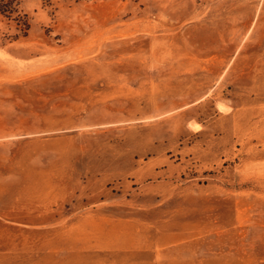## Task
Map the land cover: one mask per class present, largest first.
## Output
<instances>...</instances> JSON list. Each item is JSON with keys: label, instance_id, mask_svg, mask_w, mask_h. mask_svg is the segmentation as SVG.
<instances>
[{"label": "rangeland", "instance_id": "1", "mask_svg": "<svg viewBox=\"0 0 264 264\" xmlns=\"http://www.w3.org/2000/svg\"><path fill=\"white\" fill-rule=\"evenodd\" d=\"M21 10L27 38L0 45V264H264V0Z\"/></svg>", "mask_w": 264, "mask_h": 264}, {"label": "trees", "instance_id": "2", "mask_svg": "<svg viewBox=\"0 0 264 264\" xmlns=\"http://www.w3.org/2000/svg\"><path fill=\"white\" fill-rule=\"evenodd\" d=\"M23 1L24 0H0V21L7 26L13 25L16 31L13 35H4L0 38L2 42L0 45L27 38L30 31V23L28 15L21 10Z\"/></svg>", "mask_w": 264, "mask_h": 264}, {"label": "bare ground", "instance_id": "3", "mask_svg": "<svg viewBox=\"0 0 264 264\" xmlns=\"http://www.w3.org/2000/svg\"><path fill=\"white\" fill-rule=\"evenodd\" d=\"M221 109H223V108H221ZM221 109H220V110H221ZM196 126H197V125H196ZM195 128H196V127H195Z\"/></svg>", "mask_w": 264, "mask_h": 264}]
</instances>
